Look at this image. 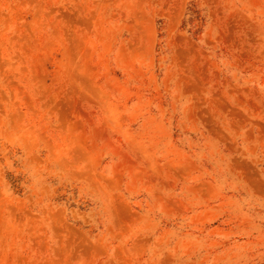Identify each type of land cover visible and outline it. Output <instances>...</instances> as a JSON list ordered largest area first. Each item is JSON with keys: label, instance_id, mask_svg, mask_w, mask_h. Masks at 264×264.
<instances>
[{"label": "rangeland", "instance_id": "obj_1", "mask_svg": "<svg viewBox=\"0 0 264 264\" xmlns=\"http://www.w3.org/2000/svg\"><path fill=\"white\" fill-rule=\"evenodd\" d=\"M0 264H264V0H0Z\"/></svg>", "mask_w": 264, "mask_h": 264}]
</instances>
